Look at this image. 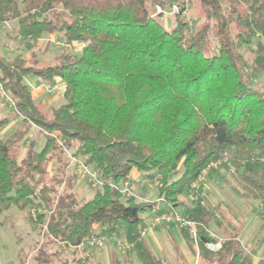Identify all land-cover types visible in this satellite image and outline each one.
I'll list each match as a JSON object with an SVG mask.
<instances>
[{
	"label": "trees",
	"instance_id": "1",
	"mask_svg": "<svg viewBox=\"0 0 264 264\" xmlns=\"http://www.w3.org/2000/svg\"><path fill=\"white\" fill-rule=\"evenodd\" d=\"M191 1L203 16L194 25L183 16ZM152 3L179 8L171 28L155 18ZM10 20L15 38L31 46L58 32L83 47L80 55L62 52L46 65L0 55V79L22 120L0 136V216L15 206L52 241L77 248L93 233L135 241L148 226L144 211L151 209L152 219L182 207L178 212L195 222L196 235L179 224L181 231L204 264H264L239 236L208 248L219 240L212 225L221 223L220 206L201 194L187 204L207 167L208 179L218 174L241 196L264 202V87L253 83L264 72V0H0V24ZM27 75L60 80L66 101L49 114L35 101ZM6 123L3 118L0 128ZM33 128L44 136L40 149L39 137H28ZM69 154L104 180L88 199L75 191L79 174L69 172ZM133 171L150 181L160 176L156 200L111 186ZM134 250L141 264H172L144 236Z\"/></svg>",
	"mask_w": 264,
	"mask_h": 264
},
{
	"label": "rangeland",
	"instance_id": "2",
	"mask_svg": "<svg viewBox=\"0 0 264 264\" xmlns=\"http://www.w3.org/2000/svg\"><path fill=\"white\" fill-rule=\"evenodd\" d=\"M150 8L155 18L166 27L171 28L174 25L175 14L179 11V8L176 6L163 7L155 3H152ZM183 16L189 19L192 24L194 21L200 22L203 19L202 9L197 2L191 1ZM15 26V20L0 24V55L2 56L13 58L20 54L34 65H46L55 63L63 49L64 52L73 55H80L82 53L83 45L81 43L77 42L68 47L63 44L66 43V40L63 38L58 39L61 43H56L57 48L51 46L45 51L41 43L31 46L30 41L21 42L15 38ZM49 34L61 36L60 33L54 32L46 33L44 37L49 36ZM43 41L48 42V37ZM213 41L212 45L214 46L216 39ZM253 83L264 87V72L255 76ZM53 91L55 92L47 90L46 93L37 98L39 101L50 95H54V102L45 108L49 114L53 107L60 106L66 101L63 84H58V88ZM3 118L8 119V123L0 128V136L3 137H7L15 132L22 123L21 117L15 112L14 106L7 100L0 98V121ZM37 131L36 128H33L28 137L30 140L39 137L37 148L40 149L44 142V136H37ZM29 139L25 140L19 149L20 157L25 154L26 148L29 146ZM70 163L71 168L69 172L73 173L76 171L79 174L75 191L80 198H90L95 193L96 188L91 186L86 176L82 175L80 171L78 172L76 163L72 161ZM54 164L53 170L58 167L56 161H54ZM182 172L183 167L179 169V173L176 176H179ZM227 175L232 177L231 173ZM134 179L136 180L137 178ZM159 180H148L147 182H142L141 179L138 180L137 200H156L159 196V186L157 183ZM59 191H62V186ZM197 194H201L210 205L220 206L218 216L221 219V223L212 225V232L221 239V243L224 239L239 236L241 244L248 251L253 252L256 257L264 258V202L261 199L251 196H241L230 183H227L215 173H212L209 179L207 175H204L195 195ZM192 197L194 196L189 194L187 199L188 206L194 203ZM177 210L183 211L182 207L177 208ZM151 212L150 209L143 213L148 225L151 221ZM167 225H169L168 229L170 233H161L157 227L153 229L165 254L161 255V257L166 258L172 264L179 262L204 264V261L198 259L195 253V241L187 240L184 237L181 225ZM95 227L97 226L95 225ZM144 237L145 240L153 244L154 237L151 230L148 229ZM88 254L92 255L90 259L86 257ZM79 258L82 259L83 264H141L134 249L121 251L115 246L113 239H109L102 248L67 247L64 244L52 241L42 226H33L27 217V213L15 206L0 216V264H59L65 261L74 263Z\"/></svg>",
	"mask_w": 264,
	"mask_h": 264
},
{
	"label": "built area",
	"instance_id": "3",
	"mask_svg": "<svg viewBox=\"0 0 264 264\" xmlns=\"http://www.w3.org/2000/svg\"><path fill=\"white\" fill-rule=\"evenodd\" d=\"M57 43L60 44L61 42H57ZM63 44L65 46H68V47L72 46V44L67 42V41H66V43H63ZM43 86L46 90H49V91H53V90H56L58 88L57 83H54V84L46 83ZM0 98L7 100L12 106L15 107V102H14L12 96L10 95V93L5 88L1 79H0ZM69 156L71 158V161L76 163V165L78 166V172L80 171L82 173V175L87 177L88 181L90 182V184L93 188H100L104 185V180L100 176L98 171H96L92 167L88 166L81 159H78V158L72 156L71 154H69ZM223 160L225 161V160H227V158H225ZM221 162H222V160H218L216 162L211 163L210 166H218L219 164H221ZM208 169H209V167L204 169L203 172L198 177V179L192 183L189 194L194 196V197H192L193 201H195V199L197 197V195H195V194L198 191L199 184L201 183L202 179L204 178V175L207 174ZM158 179H160V176L159 175L155 176L154 180L157 181ZM138 180H140V179L135 180L134 177L129 176V177H126L125 179L121 180L119 183L110 182V184L112 187L118 188L127 197H131V196L138 197L137 196L138 195L137 194ZM141 181L147 182L148 180L145 178H141ZM160 200H163V199L161 198ZM155 208L158 209L159 206L157 205ZM34 212H35V209H34ZM163 223L182 224L184 226H187L190 229V232L192 234L196 235V232H195V225L196 224H195V222L186 219V217H184L178 211H176L174 208H172V209H169L167 211L156 213L154 215V217L151 219L150 224L147 226V228L142 230L140 238L135 240V241H130L125 237H109L107 235H100L99 233H93L89 239H87L85 242L81 243L78 247H80V248L88 247L91 249L102 248L105 246L106 242L109 239H113L115 246L119 250H121V251L132 250L136 247L138 241L141 240V237L146 235L148 229H152V228L157 227ZM206 245L208 248H210L212 250H218L221 247V239H219L216 242H214V241L207 242Z\"/></svg>",
	"mask_w": 264,
	"mask_h": 264
},
{
	"label": "crops",
	"instance_id": "4",
	"mask_svg": "<svg viewBox=\"0 0 264 264\" xmlns=\"http://www.w3.org/2000/svg\"><path fill=\"white\" fill-rule=\"evenodd\" d=\"M47 37H48V42L43 41ZM60 38H62V34H61V36H57L55 34H49V36L43 37L38 43H41L43 45V50L45 51L46 49H49L51 46L53 48H55V47L57 48L58 46L56 45V43L59 42ZM49 42H50V44H49ZM62 52H64V49H63ZM25 82L28 84L30 90L32 91V94H33V97H34L35 101L37 103H39L41 106L46 108V106H48V105H50V104H52L54 102V95H50V96H48L47 98H45L43 100L42 99L39 100V101L37 100L38 97H40L43 93L47 92V90L44 88L43 85L46 84V83H52V82L43 80V79H41V78H39L37 76H34V75H27L25 77ZM56 83L59 84V85L63 84L62 82H60V80H57ZM51 92L54 93L55 91H51ZM131 176L134 177V178H137V179H141L142 174L139 171H133L131 173ZM191 206H192V204H191ZM168 226L169 225H167V224H162V225L157 226V228L160 229L161 233L162 232L170 233V230L168 229L169 228ZM153 229L154 228L149 229V230H151L153 232V237H154V241L152 242L153 244H151V242H148L147 240H146V242L149 244L151 249L156 253V255L159 253L158 255H160L159 257H161V255H165V254L163 253V249L161 247V244L159 243V241L157 239V236L154 233L155 230H153ZM144 239H145V237H144Z\"/></svg>",
	"mask_w": 264,
	"mask_h": 264
}]
</instances>
